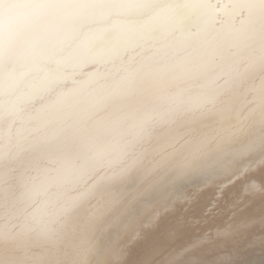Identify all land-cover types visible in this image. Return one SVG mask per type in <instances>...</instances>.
<instances>
[{
  "label": "bare ground",
  "instance_id": "obj_1",
  "mask_svg": "<svg viewBox=\"0 0 264 264\" xmlns=\"http://www.w3.org/2000/svg\"><path fill=\"white\" fill-rule=\"evenodd\" d=\"M0 264H264V0H0Z\"/></svg>",
  "mask_w": 264,
  "mask_h": 264
},
{
  "label": "rangeland",
  "instance_id": "obj_2",
  "mask_svg": "<svg viewBox=\"0 0 264 264\" xmlns=\"http://www.w3.org/2000/svg\"><path fill=\"white\" fill-rule=\"evenodd\" d=\"M161 249H162V247H160V250H159V252L161 251ZM136 252V253H135ZM135 252H133L132 254H136V255H133L132 257H131V260L134 262V261H136V260H139V261H143V260H145V259H147V257H148V254H149V252H146L145 251V247H143L142 248V250H140L139 252L138 251H135ZM158 252V253H159Z\"/></svg>",
  "mask_w": 264,
  "mask_h": 264
}]
</instances>
